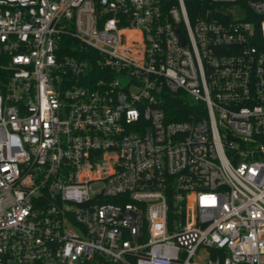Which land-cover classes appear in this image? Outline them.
Here are the masks:
<instances>
[{
	"label": "built area",
	"instance_id": "1",
	"mask_svg": "<svg viewBox=\"0 0 264 264\" xmlns=\"http://www.w3.org/2000/svg\"><path fill=\"white\" fill-rule=\"evenodd\" d=\"M0 264H264V0H0Z\"/></svg>",
	"mask_w": 264,
	"mask_h": 264
},
{
	"label": "trees",
	"instance_id": "2",
	"mask_svg": "<svg viewBox=\"0 0 264 264\" xmlns=\"http://www.w3.org/2000/svg\"><path fill=\"white\" fill-rule=\"evenodd\" d=\"M172 105L176 106L177 108H182L184 104L183 102H180L179 100L174 99V101H172Z\"/></svg>",
	"mask_w": 264,
	"mask_h": 264
}]
</instances>
